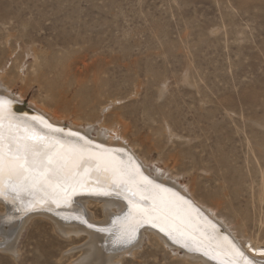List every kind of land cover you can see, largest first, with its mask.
Wrapping results in <instances>:
<instances>
[{"label": "rangeland", "instance_id": "374dc122", "mask_svg": "<svg viewBox=\"0 0 264 264\" xmlns=\"http://www.w3.org/2000/svg\"><path fill=\"white\" fill-rule=\"evenodd\" d=\"M27 4L34 15L0 19V77L25 93L26 107L55 94L101 121L121 114L140 152L193 181L208 203L223 198L228 220L264 241V0H0L9 12ZM74 23L99 28L80 43L97 53L66 38ZM32 219L9 242L27 260L0 252V264H57L46 251L70 248L51 222ZM139 245L122 264H199L153 239Z\"/></svg>", "mask_w": 264, "mask_h": 264}, {"label": "bare ground", "instance_id": "6f19581e", "mask_svg": "<svg viewBox=\"0 0 264 264\" xmlns=\"http://www.w3.org/2000/svg\"><path fill=\"white\" fill-rule=\"evenodd\" d=\"M34 7L35 4H27L26 7L23 6V8H20L18 12H15L14 10L9 12L8 9H2L0 6V19L3 20L4 24H10L13 21H20L28 15H34ZM46 8L47 5H44L43 9ZM44 13H46V11ZM64 25L66 28V24ZM76 25H79L78 32H72L69 34L70 36L68 35V37H66L71 40L70 43L72 44L79 45L82 43L83 41L81 40V37L83 35H87L89 32L92 34L99 33V28L96 26L87 27L83 24L74 23L72 24V27L75 28ZM44 28L46 30H50L52 29V26L49 25ZM82 48V50L86 52L85 56H87L89 52H98V48H95V46L92 47L83 45ZM107 62L110 64L113 61L109 60ZM83 64L84 67L87 68L91 66H88L87 62H83ZM125 66H129V64L127 63ZM75 69V71L80 72L79 74L83 72V68L80 66H77ZM80 82H82V78L80 79ZM0 95H4L12 100H17L18 102L16 101L14 103L17 105H19V103H25V93H15L14 88L4 82L1 77ZM57 98L58 97L54 94L51 98L50 104H41L36 99H31L29 105L31 106L30 108H33V110L30 112L35 114L37 113V116H42L44 119L47 117L49 121L56 126L66 125V121H69L68 127H71V130L81 132L83 136H86L92 142L102 146L118 160L125 163H129L128 155H131L129 151L132 150L135 157L139 161H142L145 173L152 176L154 180L176 187V190L179 192H183L188 196H191L215 219L223 224V226L238 240L242 248L247 253L258 260L264 261V241L259 238L260 233L257 234L258 238H253L248 235L246 230L243 232L240 231L239 225L238 227H235L234 224H232L233 222L228 220L231 214H223L221 212V207L226 204L223 198L217 196L214 204L208 203V200H205L197 195L193 181L187 184H182L179 174L173 169H170L169 167H165L164 169L157 162H152L146 154L140 152L130 139V126L121 114L115 113L112 119L108 121H101V118H103L101 115L85 113L82 102L74 104L71 101H68L65 102L64 106H62V103L64 102L61 103ZM65 110L72 111L76 117L72 118L67 116L65 114ZM40 112L44 115H41ZM11 113L13 114V118L18 119L21 122H23L22 118L25 115L28 117L33 116L31 114L16 112L14 106H12ZM60 138H64V136H61ZM128 147H130V150ZM131 163L133 162L131 161ZM150 163H154L155 166H150ZM167 199L172 201L169 211L174 218L175 227L178 231L185 233V238H195V242L191 244V248L182 246L183 238H181V243H174L173 240L165 233L161 232L158 227H156V229L149 226L144 227L141 230L139 240L133 241L128 245H123L114 243L115 237L110 232H101L99 230L89 228L86 224L76 219L63 218L64 216H82L83 212L80 208L84 207L86 209L88 221L101 225L105 223L107 224L111 219L115 220L117 216H122L127 210V201L115 196L97 198L80 197L76 199L75 202L82 206L79 207L76 205L69 209L64 208V206L56 208L54 205L52 206V210L38 207L40 210L39 215H36V212L31 211L26 214L23 213L19 200L14 203L11 198H0V206L3 208V211H0V252L11 256L13 258L11 261L15 263L25 262L27 257L23 256L24 254H21L18 244L10 245L9 242L14 236L19 226V222L23 217L26 220H31L32 218L39 216L40 218L51 222L54 234L56 233L60 238L65 239L70 244L69 249L62 250L58 254L54 253L51 249L46 251L47 256L56 257L55 263L57 264H122L125 255L140 246L139 244L144 240H148L149 242L152 239L157 241L159 244L167 246L176 254L183 252L184 258L199 264H244V261L233 254L232 245L225 237H223V235H217L212 231V229L208 228L205 223H201L202 225L200 224L195 211L187 202L175 200L170 195L167 196ZM96 208L101 211L102 216H105L104 219L100 216H96L94 212V209ZM62 221L68 222V224H63ZM245 226L246 225H244V227ZM174 235H177V237L180 238L178 236V232L174 233ZM198 251L202 252V254ZM227 254L230 257H227ZM34 262L38 264L45 263L41 257H34Z\"/></svg>", "mask_w": 264, "mask_h": 264}, {"label": "snow or ice", "instance_id": "6c2138e0", "mask_svg": "<svg viewBox=\"0 0 264 264\" xmlns=\"http://www.w3.org/2000/svg\"><path fill=\"white\" fill-rule=\"evenodd\" d=\"M14 100L0 95V198L20 201L23 213L37 207L52 210L61 206L72 208L73 197L87 192L127 201V211L117 216L112 227L100 228L113 233L114 243L128 245L137 238L144 224L158 227L174 243L191 248L195 238H185L178 231L169 211L172 201L184 198L157 184L140 171L139 165L118 160L108 150L80 132L68 131L49 123L42 116L28 117L21 122L13 118ZM64 136V138H60ZM94 228L81 215L64 216ZM178 232V236L174 233ZM235 249V245L232 246ZM244 264H261L244 256Z\"/></svg>", "mask_w": 264, "mask_h": 264}, {"label": "water", "instance_id": "95a60500", "mask_svg": "<svg viewBox=\"0 0 264 264\" xmlns=\"http://www.w3.org/2000/svg\"><path fill=\"white\" fill-rule=\"evenodd\" d=\"M13 106H14L16 112H18V113L31 114L30 111L33 110V108L26 107V106H23V105H21V104H19V105L14 104ZM20 108H21V109H20ZM31 115H32V114H31ZM224 237L229 241V243H230L232 246L235 245L234 242L232 241V239H231L228 235L225 234ZM235 249H238V247H237L236 245H235ZM235 249H234V250H235ZM244 256L247 257L245 254H244ZM240 258H241L242 261H244V258H243V257L240 256Z\"/></svg>", "mask_w": 264, "mask_h": 264}]
</instances>
